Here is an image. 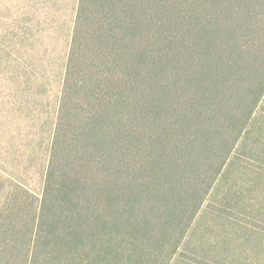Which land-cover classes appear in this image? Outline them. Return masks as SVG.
Masks as SVG:
<instances>
[{"label": "trees", "instance_id": "obj_1", "mask_svg": "<svg viewBox=\"0 0 264 264\" xmlns=\"http://www.w3.org/2000/svg\"><path fill=\"white\" fill-rule=\"evenodd\" d=\"M79 5L41 192L0 196V264L170 258L264 94V0Z\"/></svg>", "mask_w": 264, "mask_h": 264}, {"label": "rangeland", "instance_id": "obj_2", "mask_svg": "<svg viewBox=\"0 0 264 264\" xmlns=\"http://www.w3.org/2000/svg\"><path fill=\"white\" fill-rule=\"evenodd\" d=\"M79 4L0 0V196L41 192ZM87 60L82 52L75 63ZM128 233L118 250L132 259L143 250ZM162 257L158 264H264V94L175 253Z\"/></svg>", "mask_w": 264, "mask_h": 264}]
</instances>
